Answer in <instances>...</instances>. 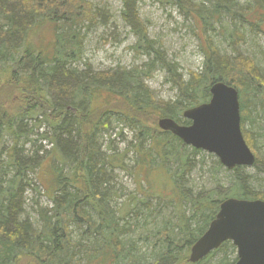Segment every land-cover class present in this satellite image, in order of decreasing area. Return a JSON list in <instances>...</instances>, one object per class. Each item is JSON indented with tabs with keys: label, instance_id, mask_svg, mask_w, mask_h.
Instances as JSON below:
<instances>
[{
	"label": "trees",
	"instance_id": "1",
	"mask_svg": "<svg viewBox=\"0 0 264 264\" xmlns=\"http://www.w3.org/2000/svg\"><path fill=\"white\" fill-rule=\"evenodd\" d=\"M137 1L121 0L120 17L137 37L136 53L147 61L131 69L94 72L88 63L83 69L75 66L82 60V29L101 16L93 13L90 3L0 0V264H192L188 261L190 247L215 217L221 201L228 197L264 200V192L250 187L252 176L245 167L227 170L219 160L210 170L230 171L228 186L217 185L216 180V185L204 191L184 188L185 175L195 166L193 157L201 150L188 148L157 126L163 117L188 125L183 112L208 101L210 85L221 81L238 91L241 130L251 148L243 124L249 120V104L264 111L263 75L251 58L221 54L203 36V69L201 73L190 71L183 80L177 64L167 61L148 37ZM252 1L250 17L235 2L216 1L210 8L191 0L174 3L203 33L220 24L235 44L243 33L220 17L238 18L240 24L264 34V0ZM157 69L166 71L168 81L178 87L176 100L156 99L144 84ZM111 117L135 132L134 193L125 192L113 178L114 170L127 169L124 155L129 147L121 157L108 155L98 141ZM43 122L50 133H37ZM41 141L53 146L46 174L42 171L45 157L39 154ZM254 165L264 174V160L255 156ZM160 171L169 188L157 193L149 174ZM31 175L44 191L52 193L51 207L39 203L40 192ZM28 190L34 193L31 210L36 224L26 211ZM155 198L158 204L172 206L174 222L159 218L157 211L155 219L161 224L133 239L132 234L144 227L135 225L130 230L129 221L150 215ZM151 237L156 239L149 241ZM139 241L148 244L146 250L137 246ZM229 248L234 250L226 241L193 264H203ZM235 261L223 256L218 264Z\"/></svg>",
	"mask_w": 264,
	"mask_h": 264
},
{
	"label": "rangeland",
	"instance_id": "2",
	"mask_svg": "<svg viewBox=\"0 0 264 264\" xmlns=\"http://www.w3.org/2000/svg\"><path fill=\"white\" fill-rule=\"evenodd\" d=\"M86 1L92 5L93 13L99 12L101 16L96 17L95 22L89 28L82 29V60L81 63L78 62L75 66L83 69L84 63H88L94 72L110 71L116 68L131 69L132 67L142 66L148 58L136 53L133 48L137 43V37L120 17L121 0ZM216 1L222 4L227 1L230 3L235 2L241 12H247L245 17L251 16L248 8L254 5L252 0H191L192 3L205 5L206 8H210ZM137 11L148 37L156 42H154L155 46L163 52L167 61L177 64L178 72L183 80L189 78L190 71L201 73L203 69L204 55L200 50L203 36L208 37L221 54L228 57L242 55L251 58L264 77V34L251 29L247 24H240L238 18L232 21L227 15H221L220 17L221 22L228 24L231 22V26L239 28L238 30L243 33V38L237 39L236 43L232 44L227 34L223 33L224 30L220 29V24L213 25L212 28H208L203 33L194 19L184 14L183 10L174 3V0H138ZM249 20L251 21V19ZM144 84L156 99L162 101H174L179 95L178 87L168 81L167 72L163 69H157L153 72L149 78L144 80ZM12 100L14 102V99ZM248 106L250 111L249 120L244 122L243 129L250 138V150L257 158L264 160V111L259 105L249 104ZM250 119H252V123ZM44 131L50 133L48 125L43 122L37 133L40 134ZM134 134V130L124 126L117 117H111L109 128L98 135L101 149L108 155L121 157L124 155L125 149L129 147L128 153L124 155V164L127 169L114 170L113 178L118 187H123L125 192L130 193L136 191V176L133 172L137 160L133 149V145L136 143ZM33 138L35 139L36 136H33ZM39 143L42 145L39 154L45 157L42 171L46 174V165L53 155V152H51L53 146H51V143L48 144L47 141ZM188 148L191 147L188 146ZM193 159L195 166L185 175L184 188L193 191H204L216 185L214 184L216 180L219 182L217 185L228 186L231 179L230 171L210 170L215 167L214 163L218 160L215 155L201 151ZM245 172L252 176L250 184L252 190L264 192V174L258 172L255 165L245 167ZM161 173L160 171L149 174L150 178L156 182L153 184L152 190L157 193L167 192V188H169V185L162 182L164 178ZM48 177L49 175L42 176L43 182ZM31 179L40 192L37 198L39 203L42 206L51 207L50 197L52 193L44 191L34 175H31ZM33 196L34 193L28 190L26 193V211L29 218L36 224V215L31 210ZM156 201V198L151 200L150 206L153 210L150 215L145 212L146 214L139 219L129 221L130 230L134 229L135 225L144 227L137 234H132L133 239L138 238L137 236L141 233L147 234L149 230H153L154 227L160 225L161 223L159 224L160 221H158L160 217L162 219L170 218L174 222L175 216H173L172 206L164 202L158 204ZM157 211H160V214L159 218L155 219ZM144 223L147 225L144 226ZM154 224L156 226L153 227ZM155 239V237H151L149 241ZM137 246L142 247L141 250L143 251L147 249L148 244L139 241ZM223 256H226L227 261L232 262L236 258V249L229 248L225 254L217 252L212 257L205 259L203 264H218Z\"/></svg>",
	"mask_w": 264,
	"mask_h": 264
},
{
	"label": "water",
	"instance_id": "3",
	"mask_svg": "<svg viewBox=\"0 0 264 264\" xmlns=\"http://www.w3.org/2000/svg\"><path fill=\"white\" fill-rule=\"evenodd\" d=\"M206 102L186 109L188 125L158 119L157 126L185 145L211 153L227 170L251 167L255 155L241 130L238 91L224 82H213ZM229 241L236 249L233 264H264V200L228 197L220 202L215 217L190 247L188 261L197 263Z\"/></svg>",
	"mask_w": 264,
	"mask_h": 264
}]
</instances>
